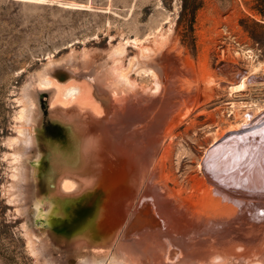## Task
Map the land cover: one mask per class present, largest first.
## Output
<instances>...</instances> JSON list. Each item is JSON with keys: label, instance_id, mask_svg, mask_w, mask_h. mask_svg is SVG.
Listing matches in <instances>:
<instances>
[{"label": "rangeland", "instance_id": "1", "mask_svg": "<svg viewBox=\"0 0 264 264\" xmlns=\"http://www.w3.org/2000/svg\"><path fill=\"white\" fill-rule=\"evenodd\" d=\"M159 31L169 36L163 49H157L156 65L163 79L161 88L154 91L151 75L133 73L137 90L120 109L126 114L127 128L124 131L116 128L114 132L119 139L127 138L131 132L140 135L139 139H149L159 127L156 134L162 140L156 154L165 155L161 173L168 188L178 192L193 208L214 211L217 222L227 221L209 233L203 229L195 234L186 254H194L198 264H264V210L248 214V207L245 217L232 220L236 206L222 201L221 211L217 210L220 196L212 191L220 188L252 203L255 200L264 203V0H0V264H51L43 253L34 250L29 225L40 228L38 217L31 222L18 210L17 179L12 176L17 164L12 158L22 145L15 142L9 146L8 141L19 135L16 115L22 106L19 100L23 99V90L49 62L59 64L75 58L76 66L70 65L75 76L59 67L56 75L49 76L54 86L63 91L73 86L75 90L85 87L91 96L97 93L107 99L110 78L101 81L100 76L107 68L99 69V65L107 62L116 44L128 40L123 60L136 56L138 48L131 42L139 39L150 46ZM84 51L90 57L87 68L77 62ZM78 64L81 66L77 67ZM242 82L246 87L240 89ZM37 86L33 84L32 89ZM49 89L43 91L48 92L50 108L56 101V93L53 87ZM165 106L167 117L159 112ZM170 115V121L166 122L164 119ZM248 115L252 116V122L243 125ZM238 127L240 135L234 130ZM246 142L252 147L244 150ZM34 154L35 151L28 152L35 160L37 154ZM231 156L233 162L229 163ZM241 165L250 166L242 173ZM228 173L233 181L226 177ZM251 174L257 182L251 180ZM217 175L231 180L230 183L216 182ZM64 181L63 191L77 190L78 182L74 178ZM251 181L255 189L263 183L260 192L254 189L253 194ZM244 184L250 189L246 190ZM146 185L147 179L143 189ZM213 201L218 203L214 205ZM50 246L54 247L53 258L62 256L61 264H77L79 256L75 250L60 249L53 243ZM58 249L65 252L59 253ZM95 249L104 248L81 246L78 251L82 255ZM108 254L90 256L104 261ZM146 258V261L149 258L146 264H163V261L173 264L180 257L149 255Z\"/></svg>", "mask_w": 264, "mask_h": 264}, {"label": "bare ground", "instance_id": "2", "mask_svg": "<svg viewBox=\"0 0 264 264\" xmlns=\"http://www.w3.org/2000/svg\"><path fill=\"white\" fill-rule=\"evenodd\" d=\"M168 37L169 36L166 35L164 32L159 31L154 34V38L152 39V44L150 46L145 45L139 39H134L131 43L133 46L138 48V54L136 56L130 57L125 61L123 60V55L130 41L128 40L119 43L118 45L116 44V46L113 47V49L111 50L110 54L107 57V62H103L102 64L100 63L101 65H99L98 67L99 69L101 67L107 68L106 69L107 71L105 72L103 71V73L100 76L101 81H103L108 77L110 78L108 89L106 88L109 93L107 99H103L99 97L97 93H94V95L91 96L89 90L85 87L80 88L79 90H75L76 87L73 86L63 91V89H61V87L59 88L58 86H56V84L54 86L53 81L50 79L49 76L56 75V73L60 71L57 70V68L59 67H62L63 69L68 70L69 73L74 74V72L71 70L72 68L70 67V65L76 62L74 61L75 58L73 60L72 58L70 60L66 59L67 61L65 63H59V64H54L53 61L49 62L48 65L43 69V71H41L38 75H36L33 78V81L30 84H28L26 88L23 90L24 92L23 99L19 100L22 103V106L17 111V115H16V119H18L20 123L19 126L17 127L18 130L17 133H19V135L15 138L9 139L8 141L9 146L10 145L13 146L15 142L17 143L20 142L22 145L21 149H19V151H16L14 157L12 158V161H14V163L15 161L17 162L16 166L14 167L15 171L12 176H14V178L17 179L16 198L20 202V206L18 210L21 213H25L28 219L32 222V219L34 218L37 217L39 218L43 214L51 213L55 209V206H57L54 204V202H51V200L44 199L42 194H37L35 190V186L33 184L35 178L33 161L38 160L41 156V147L39 145V141L36 135V129L40 126L41 115H42L39 109L40 108L39 94L45 89L50 90L49 88L51 87L54 88V94L56 93L55 95L56 101L54 102V104L50 105L51 106L50 108H52V112H51L52 117L60 122L70 123L72 125L74 130V135L78 139L79 163L76 169L70 170L69 167L66 166L63 162L58 161L57 157L51 158L50 163L57 171L58 179H57L56 190L55 191L51 190L49 191L48 194L49 196L57 195L59 199H64L65 197H76L86 192L93 191L94 188L99 187L102 189V195L100 199L101 203L98 208L97 215L95 217L94 231L88 234H83L81 236V238L83 239L81 240L76 239L72 243V245L68 248L75 250L76 255L79 256L77 259L78 260L77 264H146V262L149 260L148 258V260L146 261L147 259L146 257H148L149 255L161 256V258H163V256L165 255H171L173 257L175 255L178 258L179 257L180 258L179 260H177V262L175 259L173 264H198V258H196L194 254L193 255L191 253L186 254V252H188V249H191L192 247L191 246L193 244L191 242L193 241L192 239H194L195 236L199 234L200 231L203 229L209 233L214 229V227L217 226L221 227L223 224L225 225V223L227 222V221L217 222L218 217H216V215L213 216L214 211L212 212L208 211L206 208H205L206 210L203 211L202 208L200 209V207L199 208L195 207L196 208L195 209L193 208L194 205L192 206V204H189L188 203L189 201H187L186 203L185 202L186 200H184V198H182L178 192L172 191L168 188L165 178L162 176L161 173V169L164 164L163 156L165 155L164 154L162 155L161 153V157L160 156L158 157V155L156 154V152H158L157 150L158 145L162 140L161 139L162 137L160 138L159 136L160 134L158 133L156 134L157 129L159 127L155 129L156 130L154 134L155 136H153V134L151 133L152 136L150 135L149 136L150 138L148 137L149 139H145L147 137L139 139L140 135L138 137L136 133H132V132L130 135L127 136V138L122 137L119 139L114 132L116 128L120 131L126 130L125 126L127 128V121H126L127 119L125 118L126 114L123 112V110L120 109L124 108L126 102L131 98L132 94L137 90L135 81L132 78L133 73L136 74L144 73L151 75L154 82L153 83L154 91L158 92L159 89L161 88L163 79L159 72L160 70L156 65L157 55H159L157 54L158 51L157 49L160 50L163 49V47L166 45L168 41L167 40ZM108 60L110 61L108 62ZM77 62L81 63L82 65L81 66L78 64L77 67L81 66L82 68H87L90 64V57L87 54V52L85 53L84 51V53H82V55L80 56L79 61ZM81 67H79V69ZM33 84H36L38 86L32 89ZM245 87L246 84L242 82L240 85V89ZM73 100H81V101L69 102ZM98 101L100 103L97 105L96 103ZM257 108L260 109V106H257ZM169 109H171L170 106ZM159 112L160 114L163 113L162 114L163 117H167L166 106L163 110ZM169 113L171 114V112ZM159 116L160 115H158V117ZM163 117L162 119H164ZM169 117L171 118V115L168 116V119H164V120H166V122L168 120L170 121ZM250 117L252 118L251 115H248L243 125L244 124L250 125L249 124V121H251ZM164 120L162 123H166ZM157 121L159 120H156L155 122ZM162 123H161V127L162 125L164 127V124ZM257 125L254 127H257ZM238 128L239 129H234L235 131L237 130L235 133H238V130H240V127ZM256 129L257 128H255V130ZM243 131L241 130L240 132ZM141 134H144V132L143 133L141 132ZM261 143H260V147L262 148ZM246 145L244 146V150H247L248 146L252 147L251 145H248L247 142ZM237 147L239 148L240 146ZM232 149L236 150V148L234 147ZM263 150L264 149H262V151ZM34 151L37 154V156L36 154H34V156H36L35 160L31 156H28V152L32 153ZM114 152L121 155V157L125 160V165L121 170H113L111 158ZM255 154L253 155V157L255 156ZM256 159H258V157ZM245 160L246 158L244 159V161ZM228 162L229 163L233 162L232 156ZM245 162H243V164ZM255 164L253 165L254 168H255ZM248 166L250 165H246V168ZM256 166L258 167V164ZM244 167L245 165H243V167L241 165L242 173H244L246 170V168ZM247 169H249V167ZM235 171L236 168L234 172ZM232 173L233 172H231L230 175H232ZM238 173L239 171L237 172V174L236 173L235 174L239 176ZM251 173H252V169H251ZM253 173L254 175L257 174L255 172ZM222 175L224 176V174H219V176ZM219 176L218 175L216 176L215 178L216 182L219 181L220 183H223L224 181H226L225 183L227 184L230 183L231 180L228 181V180L220 179ZM253 176L251 178H253ZM226 177L228 179L229 178L232 179V176L229 177V173L226 175ZM262 177L264 176L262 175ZM66 178H74L78 182L77 183L78 188L75 192H72V190H70L68 192L71 193H66L65 190L64 191L62 190V186ZM146 179H147V185L143 189L144 181ZM262 179L261 182H263ZM251 180H253V182L255 181L257 182V180L254 178ZM246 184L248 185L247 182ZM246 184H244L246 190L250 189L251 187L250 183L248 185L250 186L249 188L247 187ZM262 185L263 183H261L259 187L257 186L258 189L256 188L257 189L256 190L255 188H253L255 186L253 183L252 186L253 194H254L253 190L255 189L256 191H259ZM68 186H70V184H68ZM68 186L64 188L67 189ZM212 191L218 194V197L220 196L219 198L221 201H219V203L218 201H213V203L216 202L220 206L219 209L216 208L217 210L221 211L222 205H220L221 204L220 202L222 201H224V203L226 201L231 202L236 206L235 213L230 218L232 220L240 217L241 215L244 216V213L248 210H249L248 214L259 213L258 212L259 209L264 210V203L260 202L259 200L258 201L260 203L255 200L256 203L258 202V205H253L256 203L255 202L252 203V201H249L248 198H239L237 196L235 197L232 193L228 194L227 193L228 191L226 192V190L224 189L216 188L213 189ZM212 191L211 193H213ZM257 194L259 193L257 192ZM30 195L32 196L30 197ZM135 198L137 199L135 200ZM112 199H114L115 202L113 206H111L110 204V201ZM57 207L61 210L60 202L58 203ZM248 207L249 209L247 210ZM219 215L220 214H218L217 216ZM259 215L260 214H258V217ZM261 216L260 219L262 218L264 219V217L261 218ZM250 219L252 220L253 216ZM125 220L127 221L126 223ZM220 221H221V217H220ZM254 225H256V223ZM39 229H40L39 227L37 228L32 224L29 225V230L31 231L33 236L32 243L34 245V250L36 252L40 251V253H43L47 261L50 262L51 264L52 263L61 264L60 259L62 256L57 257L56 259L52 257L54 256V254L51 251L54 247L52 248L50 246L51 243H49L45 234L41 233ZM82 240L84 242H82ZM88 244H90L92 247H98V249L102 247L104 249L103 250L95 249L96 251H93V253H90L89 251L87 254H85L86 251H84V254L80 255L82 253L78 251L80 247L81 246L91 247ZM57 247L61 249L60 246L57 245ZM57 252L60 253L65 251L59 250ZM108 252L109 254L106 255L107 257L105 258L104 261L99 257L90 256L93 254L103 255ZM181 252H183V255L181 254ZM71 256L72 255H70V257ZM73 258H77V257H73ZM163 264H171V263H168L166 261L164 263L163 261Z\"/></svg>", "mask_w": 264, "mask_h": 264}, {"label": "water", "instance_id": "3", "mask_svg": "<svg viewBox=\"0 0 264 264\" xmlns=\"http://www.w3.org/2000/svg\"><path fill=\"white\" fill-rule=\"evenodd\" d=\"M47 98V91L39 94L42 115L36 135L41 147V156L33 161L35 170L33 184L36 193L42 194L44 199L51 200L57 206L60 202L61 210L55 206L51 213L37 218V223L40 224V232L45 234L50 243L61 248H69L76 239H83L81 238L83 234L94 231L102 189L94 188L93 191L64 199H59L57 195L49 196V191L56 190L58 179V173L50 163L51 158L57 157L58 161L63 162L70 170H74L79 163V154L78 139L74 135L72 125L52 117V108H49ZM111 159L113 170H121L124 167L125 160L121 155L114 152ZM114 199L110 201L111 206L115 203ZM71 261L75 262V259Z\"/></svg>", "mask_w": 264, "mask_h": 264}]
</instances>
